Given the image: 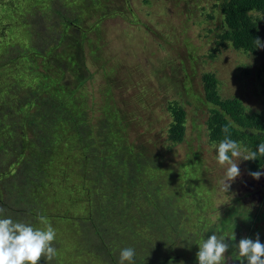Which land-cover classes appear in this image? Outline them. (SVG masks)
I'll use <instances>...</instances> for the list:
<instances>
[{
	"label": "rangeland",
	"instance_id": "obj_1",
	"mask_svg": "<svg viewBox=\"0 0 264 264\" xmlns=\"http://www.w3.org/2000/svg\"><path fill=\"white\" fill-rule=\"evenodd\" d=\"M221 2L0 0L1 32L9 16L6 38L40 51L25 43V57L0 68V218L51 223L57 255L38 264H118L126 247L134 264H198L213 233L229 244L225 264H240L235 245L264 232V175H249L264 163L239 159L225 195L207 127L205 72L220 97L264 109V47L232 45ZM253 14L264 45V15ZM169 107L185 111L177 142Z\"/></svg>",
	"mask_w": 264,
	"mask_h": 264
},
{
	"label": "trees",
	"instance_id": "obj_2",
	"mask_svg": "<svg viewBox=\"0 0 264 264\" xmlns=\"http://www.w3.org/2000/svg\"><path fill=\"white\" fill-rule=\"evenodd\" d=\"M7 1L10 2V0ZM39 1L43 2L45 0ZM7 9L4 8V10L6 11L5 15H9ZM51 10H53L51 14H58V5H55L54 8H52ZM220 11L223 15V21L226 27L224 36H226L231 41L232 45L235 48H240L244 51L254 53L257 49L254 44V39H256L257 37L259 38V30L258 21L253 13L258 12L264 15V0H222V2L220 3ZM40 13L41 12L37 11V8L34 10V22H36V25H41L40 20H42L43 17ZM1 18V29H13L14 31L15 24L11 22L13 20L10 19L9 16L3 17V15H1ZM7 19H9L10 22L7 21V23L4 25L3 21ZM3 29L2 32L0 30V49L1 52H3L4 47L7 46L6 48L9 52L8 56H5L7 59L0 55V68L3 66V64L7 63L8 61L11 62L21 59V57H25L26 53L24 51L22 52V49H25V46L23 45L25 43L28 46L31 45V51L35 53L40 52L37 45H32L28 43L29 41L26 40L21 41L19 46L15 47V42H12L13 39L6 38ZM12 54L14 55L12 56ZM41 54H45V52H42ZM8 57H10L9 60ZM202 82L204 88V96L207 101L210 102L212 105L207 124L209 136L213 140L220 142L225 136V133L221 131V128L227 125L229 127L228 135L230 139L244 144L245 146L249 147L251 151H256L258 144L264 142V109L259 112L247 113L245 112L241 102L237 98L220 97L215 87L216 79L214 75L210 72H205L202 74ZM3 93L4 92H2V94ZM6 108L7 111H12L10 107ZM169 109L171 112L172 121L169 124L167 130V137L169 140L177 142L182 140L183 138V120L185 117V111L181 107H169ZM19 120L22 119L19 118ZM132 161L137 162L136 159ZM263 163L264 156L260 157L258 155L256 160L248 161L247 167L249 168V170L254 171ZM128 206L129 205L127 203L124 210H127ZM101 208L102 210H100V212L106 210V208H109V206L105 203V208L104 205H102ZM112 211L113 213H115L116 209ZM13 213L14 216L17 217L16 220L18 222L22 220L27 221L26 219L30 218V216L25 217L26 215H29L27 212L14 210ZM104 214L105 213L103 212L100 216H104ZM108 214L110 215V212ZM147 218H150V216H148ZM29 222L30 221H27V224ZM157 223L158 222H155V224ZM146 227H148V225H146ZM161 227L162 226H157L156 228L158 229ZM258 237L260 242L264 243V232L258 234ZM246 238L255 240L257 238V235L252 237L248 236ZM244 264H247V262L245 261Z\"/></svg>",
	"mask_w": 264,
	"mask_h": 264
},
{
	"label": "clouds",
	"instance_id": "obj_3",
	"mask_svg": "<svg viewBox=\"0 0 264 264\" xmlns=\"http://www.w3.org/2000/svg\"><path fill=\"white\" fill-rule=\"evenodd\" d=\"M254 44L256 47H264L258 37L254 39ZM221 131L225 133L224 138L219 143L213 142L212 148L216 153V162L226 166L224 175L218 182L220 191L226 195L230 183L240 175L239 159L256 160L258 155L264 156V142L258 144L256 151L244 149L243 151L247 153L244 155L241 145L229 138V127L225 125ZM249 175L258 180L264 173L255 171L250 172ZM3 212L4 209L0 208V213ZM40 219L45 225L44 228L16 222L11 218H0V264H38L41 257L47 261L56 257L57 250L53 246L56 230L46 218ZM229 239H235L233 232ZM198 246L199 250L196 253L198 264H225V253L228 251L229 244L225 242L223 235L213 233L207 239L202 238ZM235 248L240 264H244L245 261L247 264H264V243L260 242L258 235L255 240L240 239ZM134 256L133 248H123L119 253L118 264H125V262L134 264Z\"/></svg>",
	"mask_w": 264,
	"mask_h": 264
}]
</instances>
